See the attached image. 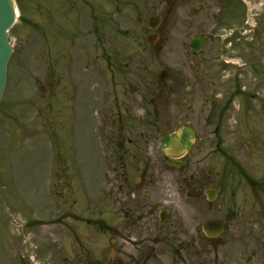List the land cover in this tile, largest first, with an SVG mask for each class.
I'll return each mask as SVG.
<instances>
[{"label":"rangeland","instance_id":"1","mask_svg":"<svg viewBox=\"0 0 264 264\" xmlns=\"http://www.w3.org/2000/svg\"><path fill=\"white\" fill-rule=\"evenodd\" d=\"M17 5L19 17L8 34L14 52L0 103V264H102L110 247L109 264H244L250 254L257 259L252 264H264V196L247 197L246 213L254 219L237 229L230 196L249 187L215 151V82L264 78V51L262 70L241 64L224 72L213 59L214 38L196 57L188 54L196 29L180 27L172 47L167 44L166 18L151 46L148 21L165 15L166 0ZM262 12L264 46V6ZM254 25L249 40L255 54ZM171 56L179 66L170 67ZM152 99L160 103L152 105ZM123 100L139 103V128L119 133L113 114ZM187 126L196 142L184 174L162 168L159 194L166 203L143 215L137 199L120 191L125 182L117 176L123 163L141 161H114L116 142L135 139L121 150L137 149L160 167L166 163L160 139ZM236 134L225 131V145L237 148ZM209 170L215 173L209 176ZM208 187L221 190L223 202L209 203L203 195ZM162 209L172 215L167 223L155 221ZM215 218L229 225L218 246L197 231Z\"/></svg>","mask_w":264,"mask_h":264},{"label":"flooded vegetation","instance_id":"2","mask_svg":"<svg viewBox=\"0 0 264 264\" xmlns=\"http://www.w3.org/2000/svg\"><path fill=\"white\" fill-rule=\"evenodd\" d=\"M253 1L255 0H166L165 15L168 23L166 42L172 47L180 27H184L186 31L196 29L198 34L193 38L202 39L203 48L212 38L220 39L215 40L213 48L216 50V61L224 72L228 68L237 69L241 64L250 66L258 72L262 70L260 54L264 51V46L259 45L262 36L260 20L263 16L264 0L261 2L258 0V6H254L255 2ZM250 17L256 21L258 28V32L254 33L258 43L256 46L258 51L255 54L251 52L249 36L245 35L246 21ZM239 21L241 25L238 24ZM154 35L158 41L160 37L158 30L154 32ZM218 41H221V44H218ZM203 48L200 51H193L188 43V54L196 57L203 51ZM191 63L193 65L199 62L192 60ZM170 64V67L173 68L179 66V63H174L173 56L170 58ZM236 77H219L215 82L217 109L215 132L216 153L220 163L223 162L235 170L242 182L250 187L249 190H235L230 196L231 201H233L232 204L236 207V215H233L232 218L239 220L235 222V227L242 229L248 228L254 219H252V214L246 213L247 197L250 195L254 197L264 196V78L246 84L244 79ZM163 90V88H158L157 91ZM151 103L158 105L160 101L152 99ZM116 107L118 110L114 111L113 119L119 133H123L126 129L131 131L139 128L137 125L139 119L135 115L139 103L128 105L125 100L117 101ZM231 118H233V124ZM228 130H232L233 134L238 132L235 139L237 148L225 145L223 133ZM134 142L135 139L132 138H128L127 141H125L124 136L119 138L116 142L119 151L113 160L141 161L135 165L123 163V166L121 165L123 171L118 172L117 176L125 182L120 185V191L125 194L130 192L129 195L132 194L133 199H137L143 209L142 211H146L143 215H146L148 211L151 214L155 212L157 206L166 203V200L159 194V182L163 177L159 171L163 168L167 172H177L179 175H183L184 170L183 167L177 168L172 161L178 160L173 159L166 152H163V161L166 163L158 167L157 164H153V161H157L155 158L139 156L137 149L134 152L128 149L121 150V146L134 144ZM243 161H248L249 166L247 168L244 167ZM238 193L243 195V200L240 202L237 201ZM219 198L223 202L222 191L219 192ZM243 213L244 216H241ZM160 215L168 220L172 219L168 209L159 211L158 215L155 216L156 222L157 219L160 221ZM140 217L142 216L140 215ZM197 231L200 235L199 238L203 240L205 234ZM210 240L213 244L220 245L218 244L220 238Z\"/></svg>","mask_w":264,"mask_h":264},{"label":"water","instance_id":"3","mask_svg":"<svg viewBox=\"0 0 264 264\" xmlns=\"http://www.w3.org/2000/svg\"><path fill=\"white\" fill-rule=\"evenodd\" d=\"M17 19V9L15 0H0V101L5 89L7 79V66L9 59L13 53V46L8 40L7 31L10 30ZM159 17L151 18L149 22L150 28L154 29L160 24ZM199 45H193L195 49L200 48ZM195 132L190 128H184L179 133H173L165 136L161 141L163 150H174L182 147L181 152H176V156H180L183 152H188L193 146ZM209 199L212 200L217 196L215 190L209 189L206 191ZM225 226L221 221H209L204 224V229L209 236H217ZM113 253V249H108L104 252L103 262L108 263Z\"/></svg>","mask_w":264,"mask_h":264}]
</instances>
